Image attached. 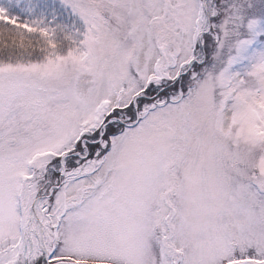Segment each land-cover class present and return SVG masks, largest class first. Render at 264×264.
Segmentation results:
<instances>
[{
	"label": "snow or ice",
	"instance_id": "6c2138e0",
	"mask_svg": "<svg viewBox=\"0 0 264 264\" xmlns=\"http://www.w3.org/2000/svg\"><path fill=\"white\" fill-rule=\"evenodd\" d=\"M0 264H264V0H0Z\"/></svg>",
	"mask_w": 264,
	"mask_h": 264
}]
</instances>
